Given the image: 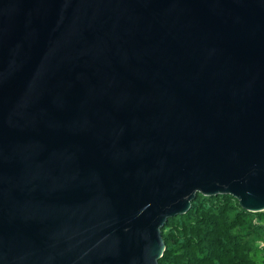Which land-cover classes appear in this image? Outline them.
Instances as JSON below:
<instances>
[{"label":"water","instance_id":"1","mask_svg":"<svg viewBox=\"0 0 264 264\" xmlns=\"http://www.w3.org/2000/svg\"><path fill=\"white\" fill-rule=\"evenodd\" d=\"M197 194L264 211V0H0V264H158Z\"/></svg>","mask_w":264,"mask_h":264},{"label":"trees","instance_id":"2","mask_svg":"<svg viewBox=\"0 0 264 264\" xmlns=\"http://www.w3.org/2000/svg\"><path fill=\"white\" fill-rule=\"evenodd\" d=\"M161 233L158 264H264V211H247L230 195L197 194Z\"/></svg>","mask_w":264,"mask_h":264}]
</instances>
